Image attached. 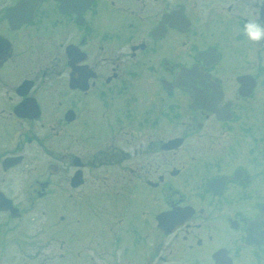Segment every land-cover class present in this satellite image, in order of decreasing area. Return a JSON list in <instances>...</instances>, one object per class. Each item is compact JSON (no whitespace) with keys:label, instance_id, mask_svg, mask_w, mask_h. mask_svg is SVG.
<instances>
[{"label":"flooded vegetation","instance_id":"flooded-vegetation-1","mask_svg":"<svg viewBox=\"0 0 264 264\" xmlns=\"http://www.w3.org/2000/svg\"><path fill=\"white\" fill-rule=\"evenodd\" d=\"M239 1L213 0L195 14L205 13L206 26L202 23L191 33L196 21L185 0H0V175L25 164L38 176V197L55 195L56 187H63L75 208V203L94 202L88 201L89 190L106 198L108 223L85 229V250L97 255L96 264H169L171 255H178L174 259L179 262L184 251L191 256L189 264H217L218 254L238 264L244 250L261 260L255 250L264 254V243H246L248 221L258 216L262 205L255 202L252 211L247 210L259 173L243 163L233 164L226 155L244 148L248 152V138L256 137L254 126L239 123L246 114L238 101L255 93L262 67L254 74L235 71L239 63L222 68L225 54L219 44L197 39L201 28L224 25L225 17L238 19L237 41L248 39L243 31L247 21L264 29L262 5L256 0L253 15L240 18L239 12L233 14ZM173 10L176 24L167 22ZM182 16L190 21L188 29L181 24ZM190 35L195 37L191 41ZM195 66L221 86V105L231 104L230 121L217 120L208 109L191 108V102L184 104L188 94L175 81L182 68ZM247 74L257 84L251 96L243 97L238 78ZM233 90L235 95L228 97ZM206 115L229 134L226 154L176 161L191 132L204 127ZM169 123L181 127L178 135L168 136ZM11 130L19 132L8 148ZM91 136L97 141L87 145L85 139ZM139 136L142 139L136 140ZM174 138H182V143L172 144ZM261 142H252L253 155ZM54 149L64 151L61 158L53 157ZM41 150L51 166L47 178L40 177L38 169ZM10 158L20 160L8 168L4 162ZM96 167L98 185L89 188V170ZM59 174L64 180L54 181ZM76 176L78 183L73 182ZM223 176L229 179L215 183L214 193L209 181ZM179 208L192 209L193 214L165 233L158 216ZM0 213L6 215L2 229L12 215L8 210ZM22 215L20 210L16 218ZM168 239L180 246L170 249Z\"/></svg>","mask_w":264,"mask_h":264},{"label":"rangeland","instance_id":"rangeland-1","mask_svg":"<svg viewBox=\"0 0 264 264\" xmlns=\"http://www.w3.org/2000/svg\"><path fill=\"white\" fill-rule=\"evenodd\" d=\"M212 1L185 0L190 15L196 21V25L194 24L191 28V33L198 30L197 26H200L202 23L205 24V13L202 14V17L195 14L197 12L200 13V9L204 10ZM239 2L235 5L236 8L234 6L233 14L237 15L236 12H239L240 18L244 16L241 13H247L245 16H252L255 11L254 3L256 0H242ZM223 19L224 25L210 23L205 30L201 28L197 39L200 40L201 38V43L215 42L219 44V47L225 54L222 68H228L230 65L235 66V64L239 63L238 67L234 69L235 71L239 72L242 70V72L254 74L256 71H259L258 67H262L263 71L260 73V84L256 88L255 93L246 101H238L239 110H244L246 114L241 116V118L243 117L242 123L241 120L239 123L255 127L253 130L256 137L252 139L248 138L247 141L249 153L244 148L237 155H226V158L233 164L243 163L259 173L255 185L256 189L253 191L254 194L251 195L252 197L250 196V201L247 202L248 206L251 207L247 210L251 212L255 202H264V38L258 41L250 39L237 41L235 40V35L238 32V19L235 17H225ZM261 28L263 29V27ZM193 38L195 37L190 35V39L188 40L191 41ZM261 42L262 46L258 47V44ZM258 48L260 49L261 63H259ZM220 67H218V70L221 69ZM233 74L231 72L228 76L232 77ZM228 83L232 84L229 80ZM233 91H228L227 96L232 98L235 95V91ZM188 100L189 98L185 95V105L190 102ZM187 118L188 114L185 117L186 121L188 120ZM202 119L204 127L199 130L197 129L196 132H191V136L187 138L186 147L175 156L176 161L187 163V159H190L194 155L208 158L217 156L219 153L226 154V144L230 140L229 134L224 132L219 122L215 121V118L212 116L206 115ZM98 125L96 124V126ZM258 125L261 127H257ZM22 126L25 127L24 124ZM185 128L187 129V123ZM260 128H262V132ZM180 130L181 127L169 123L167 129L168 136L173 137L178 135ZM18 132L11 130L6 147L12 148L17 141ZM91 138L85 139L87 145H92L94 141H97V138H93L92 136ZM138 138L142 139V136L137 137L136 140ZM256 139L262 140V142L255 148L256 154L253 155L251 153V146L252 142ZM82 140L83 137L78 138L79 142ZM237 140L241 139L238 138ZM26 152L30 154L32 149H26ZM45 153L41 150L40 157H42V162L38 164V169L41 168L42 171V176L40 177L47 178L48 173L46 169L48 166L51 169V166L47 157L48 155ZM52 154L54 158L59 159L64 154V151L54 149ZM256 156L259 158V161L258 159L255 160ZM28 168L29 166L22 164L15 169L9 170L7 174L0 175V188L14 200V203L23 212L22 217L19 219L10 216V221L5 226L7 228L0 229V264H96L97 255L93 254L91 250L87 254L85 250L88 243L86 234L91 230L93 223L99 226H102V221L104 226L108 223L111 214L110 202L106 198L102 200L100 196H96V193H92L89 190L88 201L93 200L94 202L75 203L78 205L75 208L63 187H56L54 192L57 193L55 195L52 194L51 196V194H47L46 196L38 197L37 192H35V189H40L39 184L35 181V178L38 176ZM0 171H2L1 168ZM89 172L88 186L91 188L98 185L95 179L100 171L96 167L90 168ZM2 176L5 177L3 181L1 180ZM52 179L54 181L57 179L64 180V175L59 174ZM4 220H6V215L0 213V223ZM212 220H217L216 223L220 224L217 218ZM85 229H87V232H85ZM220 237L221 234H219L217 239H220ZM168 240L170 242V249L180 246L175 241L171 242V239ZM255 251L261 254L260 261L257 260L259 259L258 257L252 256V253H254L252 250H244L238 260L240 261L238 264H264V254L260 249ZM61 254H63V257H61ZM91 256L94 257L95 261L91 260ZM177 256L171 255L173 261L169 264H189L191 261L188 251H184V255L180 258L179 262L174 259ZM179 256L181 255L179 254Z\"/></svg>","mask_w":264,"mask_h":264},{"label":"water","instance_id":"water-1","mask_svg":"<svg viewBox=\"0 0 264 264\" xmlns=\"http://www.w3.org/2000/svg\"><path fill=\"white\" fill-rule=\"evenodd\" d=\"M180 9V8H179ZM168 18L169 23H175L176 13L173 11ZM261 17L264 21V5H262ZM184 28L186 29L189 25V21L184 19ZM176 80V85L184 87L188 92L190 99L192 100L191 107H204L212 110L217 114V117L222 120L229 118L228 106L224 108H218L219 101L222 100L223 94L220 86L214 83L211 76L203 72L199 68L182 69ZM241 85L240 93L243 95H249L254 86L256 80L249 75L242 76L239 78ZM217 104V105H216ZM20 110V109H19ZM180 142V141H179ZM172 146H169V148ZM20 158H10L4 162L5 166H12L16 164ZM13 161V162H12ZM236 178V177H235ZM222 178L213 179L209 187L214 188L216 182H221ZM80 182L79 176L73 178V182ZM217 185V184H216ZM0 210H10L14 216H17L19 209L13 205L12 199L8 198L3 192L0 191ZM179 211V212H177ZM177 211H169L162 213L158 216V225L165 232H171L180 222V220L188 219L192 214V209H179ZM248 236L246 243L249 245H257L264 242V205L261 206L260 214L255 220H250L247 225ZM217 264H231V261L222 260L220 255L215 256Z\"/></svg>","mask_w":264,"mask_h":264},{"label":"clouds","instance_id":"clouds-1","mask_svg":"<svg viewBox=\"0 0 264 264\" xmlns=\"http://www.w3.org/2000/svg\"><path fill=\"white\" fill-rule=\"evenodd\" d=\"M258 4L264 5V0H257ZM241 15H247V13H241ZM243 31L246 33L248 39L258 41L264 38V29L255 23L245 22L243 24Z\"/></svg>","mask_w":264,"mask_h":264}]
</instances>
